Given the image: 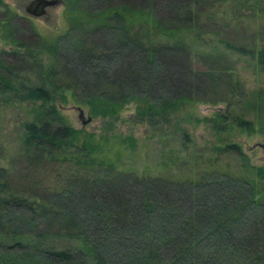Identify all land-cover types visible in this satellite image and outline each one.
I'll return each instance as SVG.
<instances>
[{
    "label": "trees",
    "instance_id": "1",
    "mask_svg": "<svg viewBox=\"0 0 264 264\" xmlns=\"http://www.w3.org/2000/svg\"><path fill=\"white\" fill-rule=\"evenodd\" d=\"M91 1L83 16L82 0H65L71 28L33 44L14 23L22 16L0 0L5 37L26 49H0V92L27 101L33 115L18 140L23 175L14 179L0 165V264H264V165L253 164L234 137L237 130L254 134L255 120L232 107L247 102L242 84L222 69L196 67L193 56L201 19L221 18L223 11L229 24L243 17L263 23L254 33L263 39L260 46L221 40L256 56L264 70V0ZM35 46L59 57L58 65L41 62L35 82L26 73L17 83L7 57L26 62ZM64 76L68 83L60 81ZM71 87L93 115L107 118L109 131L121 109L137 102L141 119L179 134L196 161L178 172H141L100 158L110 136L74 126L58 106L57 92ZM236 91L241 99L233 95L228 108L214 114L181 112L195 102L228 100ZM193 120L214 131L210 156L190 151L194 140L184 122ZM226 155L235 165L219 163ZM58 162L66 171L53 183L37 179L41 166ZM53 237L75 239L80 247H52Z\"/></svg>",
    "mask_w": 264,
    "mask_h": 264
},
{
    "label": "rangeland",
    "instance_id": "2",
    "mask_svg": "<svg viewBox=\"0 0 264 264\" xmlns=\"http://www.w3.org/2000/svg\"><path fill=\"white\" fill-rule=\"evenodd\" d=\"M4 1L8 4L9 8L22 16L15 19L14 23L24 34V39L31 41L33 44L41 39V37L53 40L60 34L68 32L71 28L70 19L68 17V5L65 0H61L60 4L51 10L49 19L27 13L24 6L25 0ZM85 1L86 0H82L78 5H82L79 13L83 16L84 11H86L85 9H88ZM100 1L101 0H93L89 5L91 3L92 5H96ZM226 3L227 2H225V4ZM0 11H5L4 6ZM5 14L6 13H3L2 16ZM232 14L233 13L230 12L229 15ZM223 15H225L223 11H218L217 16L221 18L201 19L203 28L200 30L201 32L198 39L193 41V50L195 51V53L193 52L194 64L196 67L200 68H210L213 66L212 68L214 69L227 71L226 74L228 77L234 76L235 82H240L242 84V91L245 94L247 102L245 105H233L232 107L235 111L243 112L242 114L247 118L255 120L257 131L254 132V134H248L246 131L237 130L235 131L234 137L236 142L240 143L243 150L250 156L253 164L264 165V152L258 145L259 143H264V70L258 64L256 56L232 50L226 47L225 43L221 40L225 37L233 41L236 40L239 43H245L249 46H260L263 43V39L259 35L255 36L254 33L258 30L260 32V26H262L263 23L258 22V19L255 18L249 19L250 17H243L245 21L239 18L232 24H229L226 22L227 20H224L229 17H224ZM4 32L5 30L0 25V49L26 50L25 47L21 48L7 39ZM86 32L84 28H77L75 33L85 35ZM69 35L72 37L71 34ZM160 37L162 38L163 36ZM78 38L80 37H76V39ZM157 38H159V36H157L156 39ZM188 38L190 37L188 36ZM34 49L32 51L35 52L36 55L29 56V58L25 59L26 62L15 60V55H11L9 58L7 57L8 60L12 59V61H14L12 64L16 67L14 72L18 74V77H15L17 83L23 80V75L26 77V73H30L35 82L37 80L36 74H34L36 73L35 68L39 67L41 62H44L46 65H50V63L54 62L56 63L55 65H58L57 62L59 57L55 56L52 52L39 50V47L37 48L36 46ZM19 61H21V63ZM29 67L32 68L28 69ZM18 68H25V70H18ZM225 77L227 78L226 75ZM60 81L68 83L69 80L64 76ZM51 87L54 89V84L52 82ZM72 90L73 88L71 87L64 89L63 92H57L58 106L69 123L80 127L82 121L74 105H82L85 111H88L92 115V119L83 125V127L89 131H95L96 137L110 136V143L103 147L100 152V158L115 162L118 168L136 167L141 172L149 170H152V172H165L166 169L178 172L180 171V165H184V163L192 164L196 161L195 156H191L192 159L188 158L189 153H187L185 148L183 149V141L179 134L174 135L172 132H169V135L164 134V132L159 131V129L154 130L148 123V120L141 119L137 112V102L131 101L121 109L119 113L120 117L113 120V129L109 131L107 129L108 122L105 120L107 118H103L100 115H93L90 112L88 104L81 102L77 96L74 95ZM221 90L220 95H224L226 85L225 89ZM61 93L66 95V99H62ZM12 95L13 92L10 94L8 90L0 92V165L7 167L14 179H17L21 178L23 175L22 169L25 165V163H21L22 159L17 153L19 147L18 140L23 130L22 124L24 120L32 118L33 115L31 111L28 112L29 105L27 106V101H21L18 99V96L14 98ZM230 95L231 96H228V100L223 99L215 102L200 101L192 103L186 106L184 111L181 112L183 115L192 112L199 116L214 114L217 109H227L230 98L233 95H236V100H240L242 96L240 91H236L235 94ZM78 96H83L82 92L80 95L78 94ZM184 123L187 125L190 132H192V138L194 140L193 147L190 150L191 153H204V156H210L211 150L208 141L214 140V131L211 126L207 122H196L195 120L192 122L185 121ZM113 134H117V136L114 138L112 136ZM132 138L135 139V143L133 144H131ZM9 154H11V156L5 158L6 155L9 156ZM171 157H175L177 160L169 164L166 161H170L169 159ZM228 162H232V165H235L237 160L235 158L231 159V157L229 158L226 155L219 163L225 167ZM167 164L169 166H165ZM39 171L37 179L53 183L59 176V173L66 170H63L61 163L58 162L54 165H43L39 168ZM49 240V244L55 248L80 247V242L75 239L53 237Z\"/></svg>",
    "mask_w": 264,
    "mask_h": 264
},
{
    "label": "water",
    "instance_id": "3",
    "mask_svg": "<svg viewBox=\"0 0 264 264\" xmlns=\"http://www.w3.org/2000/svg\"><path fill=\"white\" fill-rule=\"evenodd\" d=\"M61 0H26V12L37 16V17H44L45 19H49V15L47 16L46 14H50L47 12V6L49 5H54ZM74 108L78 110V115L79 118L82 121V125H85L88 121L92 119V115L88 112L85 111V108L82 105H74ZM263 152H264V143H259L258 144Z\"/></svg>",
    "mask_w": 264,
    "mask_h": 264
},
{
    "label": "flooded vegetation",
    "instance_id": "4",
    "mask_svg": "<svg viewBox=\"0 0 264 264\" xmlns=\"http://www.w3.org/2000/svg\"><path fill=\"white\" fill-rule=\"evenodd\" d=\"M61 2V1H60ZM60 2H58V3H56V4H54V5H49V6H47V12H49V13H51V10L54 8V7H56L58 4H60ZM24 6H26V0L24 1ZM26 8V7H25ZM26 10V9H25ZM47 16L49 15L50 16V14H46ZM42 17V16H41Z\"/></svg>",
    "mask_w": 264,
    "mask_h": 264
}]
</instances>
